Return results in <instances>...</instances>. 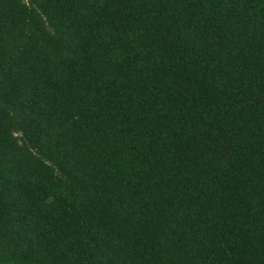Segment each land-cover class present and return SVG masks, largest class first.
I'll use <instances>...</instances> for the list:
<instances>
[{"label":"trees","instance_id":"obj_1","mask_svg":"<svg viewBox=\"0 0 264 264\" xmlns=\"http://www.w3.org/2000/svg\"><path fill=\"white\" fill-rule=\"evenodd\" d=\"M32 3L51 35L0 0V264H264V0Z\"/></svg>","mask_w":264,"mask_h":264},{"label":"rangeland","instance_id":"obj_2","mask_svg":"<svg viewBox=\"0 0 264 264\" xmlns=\"http://www.w3.org/2000/svg\"><path fill=\"white\" fill-rule=\"evenodd\" d=\"M5 2H12V4H24L26 5L28 8H31V10L34 12V20L37 22V24L42 28L45 27L46 31H48V34H52V28L51 26L47 23L46 19L38 12V10L35 9L32 0H5ZM38 31V30H36ZM43 32V31H42ZM12 135L14 138H16L17 142L19 143L20 138L22 137L20 130H14L12 132ZM20 144V143H19ZM31 149V148H30ZM31 151L33 153L36 154V152L34 151V149H31Z\"/></svg>","mask_w":264,"mask_h":264}]
</instances>
